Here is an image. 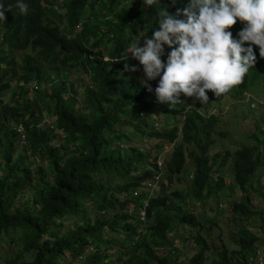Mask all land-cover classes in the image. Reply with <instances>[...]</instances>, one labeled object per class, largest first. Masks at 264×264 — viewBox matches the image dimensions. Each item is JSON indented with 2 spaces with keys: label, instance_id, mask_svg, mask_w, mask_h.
Segmentation results:
<instances>
[{
  "label": "trees",
  "instance_id": "trees-1",
  "mask_svg": "<svg viewBox=\"0 0 264 264\" xmlns=\"http://www.w3.org/2000/svg\"><path fill=\"white\" fill-rule=\"evenodd\" d=\"M41 1L22 0L28 5L23 15L17 0H0L7 17L0 20V244L17 239L22 246L7 263L248 264L264 245L253 229L239 225L237 248L223 242L218 247L208 242L203 217L187 204L190 199L203 205L214 191L220 193L214 200L220 212L227 184L242 193L230 203L234 219L255 217L249 193L264 197V184L255 181L264 169V104L256 102L260 118L235 149L216 151V136L226 133L216 113H209L216 95L209 90L208 103L197 100L193 107L181 95V103H161L154 91L159 77L148 82L149 92L140 83L142 65L128 52L141 32L150 36L159 29L158 9L175 15L190 0H159L153 6L143 0H63L59 8ZM244 26L237 19L227 30L239 40ZM252 47L255 66L227 94L242 99L257 85L264 101V58L259 46ZM170 51L164 45L165 63ZM126 63L138 70H126ZM77 68L89 77L81 93L77 80L64 77ZM13 81L7 101L3 95ZM155 120L163 123L154 127ZM130 135L145 140L134 146ZM227 161V172L215 176ZM183 180L182 190H168ZM149 192L155 196L144 198L142 223L138 212ZM172 221L194 230L188 238L197 249L186 263L168 237ZM24 253L31 259L24 260Z\"/></svg>",
  "mask_w": 264,
  "mask_h": 264
},
{
  "label": "clouds",
  "instance_id": "clouds-1",
  "mask_svg": "<svg viewBox=\"0 0 264 264\" xmlns=\"http://www.w3.org/2000/svg\"><path fill=\"white\" fill-rule=\"evenodd\" d=\"M48 2L53 3L54 8H59L63 0ZM158 2L159 0H143L147 6ZM41 3L47 4L43 0ZM14 5L21 14H27L28 5L22 0H17ZM11 7L8 6V11H11ZM4 8L0 3V20H7ZM181 13L184 19L178 18ZM157 16L159 29L153 30L150 36L141 32L139 39L130 46L128 52L142 65L145 78L141 79L140 83L147 87L149 92H152L153 88L148 82L159 77L154 91L161 103H181V93L186 97H195L202 105L208 103L209 90L216 98L231 95L227 92L242 84L249 69L256 64L257 57L252 45L259 46V56L264 58V0H190L189 5L182 10L178 9L175 15L162 7L157 10ZM237 19L245 22V26L238 33L239 40L234 39L232 33L227 30L236 24ZM141 38L143 46H140ZM246 42L247 47L244 46ZM164 45L171 49L166 63L161 59ZM114 60L115 58L106 62ZM125 69L132 72L138 70L135 65L130 66L127 63ZM35 86V83L31 84L32 88H36ZM258 101L264 104L260 97ZM215 109L218 110L216 107ZM216 111L211 107L209 109V113ZM160 166L163 167V164ZM153 196L155 195L148 193V196L142 199L143 207L141 205L138 212L139 221L142 223L146 221L148 204V199L144 198ZM140 211H144V219L140 218ZM197 215L203 217L201 222L205 221V215ZM178 226L171 227L172 231L177 230ZM190 228L189 232H194L193 228ZM141 232L145 233L146 229L143 228ZM247 262L264 264L260 247L255 250V257L250 256Z\"/></svg>",
  "mask_w": 264,
  "mask_h": 264
},
{
  "label": "rangeland",
  "instance_id": "rangeland-1",
  "mask_svg": "<svg viewBox=\"0 0 264 264\" xmlns=\"http://www.w3.org/2000/svg\"><path fill=\"white\" fill-rule=\"evenodd\" d=\"M60 13L64 14V10L60 8ZM135 41L132 42L134 44ZM131 44V45H132ZM108 58L107 54H104L103 59L106 60ZM71 74H68V76L65 74L64 77H69L68 81H76L77 85L80 86V89L89 83V77L88 75L81 69L77 68L74 70H69ZM139 79L140 77L137 76ZM82 86V87H81ZM16 84L14 81L12 82L11 88L4 92V98L5 100H10L12 92L15 91ZM82 92V89L80 90V93ZM249 94L247 96L243 97L242 99H239V96H231V95H224L221 96V98L214 99L210 102L209 107L213 111H216L215 107L218 108L216 111V115L219 118V126L223 127L224 131L226 132L223 137L216 136L215 138V145H216V151H224L225 148H231L235 149L237 144H239L240 140L244 139V136L247 133H250L252 130L255 129V125L257 123V119L260 118V113L262 112L261 109L256 107V102L258 101V98L262 95L260 91L257 89V85L252 86L249 91ZM181 96L185 98L186 102H188L189 106L193 107L195 104L196 98L195 97H186L183 93H181ZM213 106V107H212ZM247 107L253 108L254 111H250ZM244 109L245 113H241V110ZM211 111V110H210ZM47 115V112L45 113ZM244 114V117L242 119V115ZM155 115L152 116L154 118ZM171 121L168 120V123ZM163 122L155 120L153 126L158 127ZM128 131L130 129H127ZM241 133V135L239 134ZM131 139L133 138V135H130ZM134 141H132L133 145L136 146L139 143L144 142V138L140 137H134ZM224 139V140H223ZM149 143H154L153 140L148 139ZM236 142V143H235ZM235 143V144H234ZM125 146V145H124ZM123 146V147H124ZM143 148H146L145 144H142ZM17 153L20 150V147L17 148ZM222 156V155H221ZM221 156H219V159L221 160ZM223 168H217V171H214V175H218L220 173H226L227 166L229 164V161L222 163ZM225 169V170H224ZM257 174H260V177L258 180L255 179V181H258L257 183L259 185L264 184V169H261ZM227 176V175H225ZM49 180H52V176L50 175L48 177ZM225 182H229L228 179H225ZM186 181H181L179 183L175 182L170 184L169 191H172L174 189L182 190L183 187L186 186ZM256 183V182H255ZM226 189L223 190L222 194H225V197L223 200H219L220 203H218L217 207L220 208V212L216 209V204L214 203V200L217 201V198H220V193H216L213 191L211 193L210 200L206 201L203 205L201 203H194L192 200H188V207L192 211H194L196 214L201 213L202 209L205 211V216L211 217L214 219V223H206L207 221H202L203 225L208 228L209 231V237L208 234L204 231V235L208 242L213 243L220 247L221 243H225L229 249L237 248V242L238 239L237 236V229L238 226L246 225L247 227L253 229L257 233V235L262 239L264 238V197L255 192L251 191L249 193L250 200L252 205L254 206V210L256 211V215L252 219H238V216L235 217L232 214L230 203L234 200L238 201L241 199L242 193L241 191L236 187H230L228 188L226 184ZM36 188V187H35ZM37 189V188H36ZM165 190V191H168ZM263 192V191H261ZM28 197L31 196L30 193L27 194ZM210 205L212 208H210ZM210 208V209H209ZM211 210V211H210ZM204 215V214H203ZM93 217V213H92ZM173 226L177 225V222L172 221ZM263 225V228L260 227ZM205 227H203L204 229ZM189 226H182L179 225L178 229L174 232L171 229V232L168 234V236L172 239L171 241L174 242V245L180 248L179 252V259L186 263L187 259L195 252L196 246H194V243L192 242L191 238L189 237ZM202 231V233H203ZM8 239V238H7ZM263 242V239H262ZM22 246L20 243H18L17 239L13 241L6 240L0 244V264H8L7 261L11 260L15 256V254L21 252ZM197 249V248H196ZM263 256H264V245L261 248ZM167 249H164L162 251L166 253ZM214 256V254H213ZM24 260L31 259L30 255L27 253H24L23 257ZM20 258L19 260H21ZM249 258V257H248ZM246 263V262H245ZM19 264V263H14ZM75 264V263H74ZM77 264V263H76Z\"/></svg>",
  "mask_w": 264,
  "mask_h": 264
},
{
  "label": "built area",
  "instance_id": "built-area-1",
  "mask_svg": "<svg viewBox=\"0 0 264 264\" xmlns=\"http://www.w3.org/2000/svg\"><path fill=\"white\" fill-rule=\"evenodd\" d=\"M136 193H137V191H135L133 194L135 195ZM149 194H151V192H149ZM140 218L144 219V211H140Z\"/></svg>",
  "mask_w": 264,
  "mask_h": 264
}]
</instances>
